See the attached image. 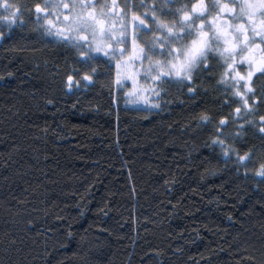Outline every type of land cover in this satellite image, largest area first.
<instances>
[{
    "label": "trees",
    "instance_id": "16d2710c",
    "mask_svg": "<svg viewBox=\"0 0 264 264\" xmlns=\"http://www.w3.org/2000/svg\"><path fill=\"white\" fill-rule=\"evenodd\" d=\"M9 2L21 12L10 32L0 19V264H264V134L234 135L244 110L218 66L189 92L131 59V95L116 59L43 34L46 0Z\"/></svg>",
    "mask_w": 264,
    "mask_h": 264
},
{
    "label": "snow or ice",
    "instance_id": "6c2138e0",
    "mask_svg": "<svg viewBox=\"0 0 264 264\" xmlns=\"http://www.w3.org/2000/svg\"><path fill=\"white\" fill-rule=\"evenodd\" d=\"M0 8L6 13L0 14V19L7 21L10 32L21 9L9 0H0ZM49 8L70 9L67 14L63 11L55 14L57 19L63 15L67 21L55 31L48 19L46 9ZM35 10L44 13L36 19L49 24L43 34L60 37L82 56H87L88 61L96 59L90 55L92 52L121 60L127 55L124 46L130 45L132 55L128 58L141 63L147 61L146 71L153 83L166 84L170 78H175L178 86L185 85L191 92L194 75L205 70L211 73L218 66L221 69L218 83L225 86L224 91L238 98L234 101L239 105L235 108L237 117L244 110V116L239 117L243 121L239 124L240 130L234 135L247 131L244 123L252 124L264 134V114H261L264 109V0H189L179 5L176 0H139L138 5L126 0L123 6L117 0L100 4L94 0H71L70 3L46 0L44 8L36 5ZM20 23L23 24V20ZM2 38L3 33H0ZM137 40L143 41L144 46ZM116 66L119 68L120 64ZM81 79L90 82L91 76L84 74ZM65 87L68 91L79 88V80L74 81L69 75ZM151 91L159 95L155 88ZM249 116H258V123L248 119ZM200 119L202 123L210 122L207 115ZM237 122L234 119L233 123ZM219 123L223 126L227 121L222 119ZM213 143L223 145L224 141L218 137ZM246 160H249L247 153H237L238 162ZM257 174L264 176V164Z\"/></svg>",
    "mask_w": 264,
    "mask_h": 264
},
{
    "label": "rangeland",
    "instance_id": "374dc122",
    "mask_svg": "<svg viewBox=\"0 0 264 264\" xmlns=\"http://www.w3.org/2000/svg\"><path fill=\"white\" fill-rule=\"evenodd\" d=\"M65 2V1H63ZM95 3L99 4L98 2L94 1ZM223 2H228V0H223ZM102 3H105V1H103ZM97 11H99V9H97ZM6 14L4 13V10L2 8H0V14ZM48 17H50V15H48ZM52 21V25L54 26L53 28H58L60 27L61 25H59L58 22H56V18L54 19H49ZM64 21V20H63ZM5 23H7V21H2V24L5 25ZM67 23V21H65V24ZM8 24V23H7ZM47 25V24H46ZM48 26V25H47ZM49 27V26H48ZM138 36H143V33H137ZM89 39H91V37L89 36ZM145 40H148L147 38L144 37ZM137 43L140 45V46H144V43L143 41L141 40H137ZM125 49H126V53H128L129 51H131V47L130 45H126L124 46ZM95 54H99L101 55L102 52H94ZM119 72L121 73L122 77H121V81L119 83L120 85V88H121V91H124L123 89V86L127 87L129 85V87L131 86L133 92H130V94L132 95L134 93V95H138L139 94V90L137 87H132L135 81V71L131 69V66L129 64H127V67H124V68H120L119 69ZM129 77H132V78H129ZM171 79V78H170ZM131 84V85H130ZM138 104L139 106L143 105V104H146L147 101L146 99L144 100H138Z\"/></svg>",
    "mask_w": 264,
    "mask_h": 264
},
{
    "label": "flooded vegetation",
    "instance_id": "af4514ba",
    "mask_svg": "<svg viewBox=\"0 0 264 264\" xmlns=\"http://www.w3.org/2000/svg\"><path fill=\"white\" fill-rule=\"evenodd\" d=\"M145 38H147L148 40L151 39V37H145ZM130 55H132V52L131 51H129L127 53V55L123 58V60H117L116 61V65H117V63H119L121 68L126 67L125 65H127V64H129L130 66H133L135 63H134V61H132V60H130L128 58ZM116 68H117V66H116ZM219 70L221 71V69H219Z\"/></svg>",
    "mask_w": 264,
    "mask_h": 264
}]
</instances>
